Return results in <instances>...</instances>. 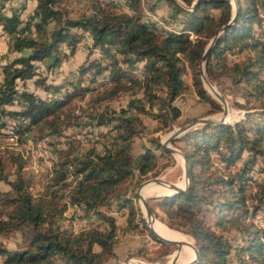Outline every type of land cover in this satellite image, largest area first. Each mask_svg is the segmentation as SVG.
Here are the masks:
<instances>
[{"label":"trees","instance_id":"trees-1","mask_svg":"<svg viewBox=\"0 0 264 264\" xmlns=\"http://www.w3.org/2000/svg\"><path fill=\"white\" fill-rule=\"evenodd\" d=\"M6 1L0 0V35H6L0 54V139L9 133L19 142L63 137L66 148L56 147L57 157L45 173L49 183L36 193L29 190L32 182L21 153L14 147L0 149V180L9 184L0 190V235L18 230L24 240L17 249L0 243V264H101L113 255L119 226L100 206L125 208L126 229L143 225L129 184L155 173V161L149 146L134 157V138L145 128V115L157 120L156 129H168L180 115L173 100L189 86L209 104L207 112L219 110L198 70L212 37L203 73L209 80L227 77L243 99L237 105L244 112L232 122L203 123L173 138L182 141L177 147L189 170L188 186L146 204L167 227L192 239L194 264H264V230L252 219L264 211V15L259 12H264V0H233V14L229 0H164L176 28L144 18L143 4L149 0H121L125 9L119 1L82 0L83 10L76 15L68 13L65 0H35L25 18L17 7L5 9ZM84 32L88 52L95 49L98 56L87 57L76 74L58 84L47 81L44 71L72 53ZM226 52L241 58L227 62ZM188 70L187 83L183 75ZM27 80L51 95L25 87ZM125 92L124 105L110 106ZM85 93V106L77 112L71 100ZM69 126L104 129L80 149L63 132ZM149 141L167 152L158 137ZM212 154L220 167L214 166ZM67 205L75 206L79 216L94 214L97 222L73 230L63 223ZM202 205L213 211L211 223Z\"/></svg>","mask_w":264,"mask_h":264},{"label":"rangeland","instance_id":"rangeland-1","mask_svg":"<svg viewBox=\"0 0 264 264\" xmlns=\"http://www.w3.org/2000/svg\"><path fill=\"white\" fill-rule=\"evenodd\" d=\"M114 1H119V6L122 9L124 8L121 0ZM151 1L152 0H149L143 4L145 13L144 18L147 21H155L159 26L176 28L178 25L176 20L168 16L171 8L167 5V3L164 0H159L156 2L154 7L149 8L148 5L151 3ZM229 2L231 4V10H233L234 1L229 0ZM82 3V0H65V6L68 9V13L70 15H76L79 11H82ZM34 4L35 0H7L5 3V9H7L8 6L17 7L20 11V16L22 18H25L26 15L31 12ZM259 12L264 15V12L261 9L259 10ZM51 26L52 23H49L46 28L50 29ZM262 27L264 28V19L262 21ZM207 42H209V40ZM88 43L89 36L84 32L81 39L76 43L75 49L72 53L67 54V57L62 60L58 66H55L51 70L44 71V73L46 74V80L50 81L51 83L58 84L61 82L63 77H69L76 74L77 66L80 63L86 61L87 57L98 56V53L95 49L91 52H88ZM5 47L6 35H0V54L4 53ZM63 49L65 52H67V48L63 47ZM12 55L13 54L9 53L7 54V57L10 58ZM225 58L227 62H231L240 59L241 54L226 52ZM3 61V59H0V63ZM40 67L43 68V64H40ZM199 69H201V73ZM198 70L201 84L206 94L219 104V110L214 112H207L209 104L206 101L199 99L195 94L193 88L189 86V88L185 92H183L173 100V102L180 109V115L175 120V122L169 126L168 129H156V126L158 125L157 120L149 115L143 116L142 119L145 123V128H143V130L134 138L132 153L134 157L137 158L144 147H151L154 153L155 173L148 172L143 178L140 179L138 183L129 184V189L133 190L135 194L138 184L153 177L161 178L164 181L174 182L179 187H183L185 184L182 158L179 155V152H169L167 150V152H164L158 148H155L150 144L149 139L151 137H158L160 142L164 138H166L172 130L186 123L192 122L193 120L200 117L217 119L221 115V112H223L222 116L223 119L226 120V122H232L242 116L244 110L243 108H240L237 103L242 102L243 99L238 95L237 90L230 83L229 79L224 76H217L210 80L207 79L203 73V62L201 63V65L199 63ZM134 71L138 73L137 69H134ZM190 75V70H188L183 75V79L187 83L190 81ZM18 87L20 88V85H18ZM25 87L32 89L40 96L51 95L47 92L42 91L38 86H34L30 80L26 81ZM216 94L220 95L222 97V100H220L216 96ZM88 95L89 93H85L83 97H75L73 100H71L70 104L74 106L75 111L78 112V107L85 106L84 99ZM128 97V92L122 93L119 97L110 101L109 104L110 106L117 108L120 105H124ZM201 124L203 123H194L177 134V136L175 137H178L183 132L191 128H195L196 126ZM99 129H104V127L85 126L80 128L69 126L65 128L63 132L70 134L71 137L75 138L77 146L80 149H84L93 139L97 138V132ZM6 131L10 132L9 128H7ZM9 135L11 136L3 137L0 139V149L4 146L14 147V149H17L21 153L23 158V170L30 177L32 182V184L29 186V190L32 193H36L40 189H43L47 183H49L48 176L45 173L50 170L52 162L57 157L56 147L66 148V143L63 140L64 138L46 136L36 141H32L28 138L24 142H19L15 140V136L13 134L9 133ZM56 139H58L59 142H56L55 145H53L52 142L54 143L55 141H57ZM171 140L167 143V145L180 151L177 145L181 144L182 141H178L175 139V142H172ZM246 155L247 153L243 152V157H245ZM212 159L214 162V166L220 167L221 163L213 154ZM238 163L239 162H237L236 165H238ZM257 165H259V160H257L254 167H256ZM252 174L257 179L260 177V174L256 171H253ZM8 179H12L11 174L8 176ZM156 188H164V190L153 195V190ZM8 189L9 184L5 181L0 180V190L6 191ZM168 191H170V189H168L166 186L148 183L144 184L138 193L142 197H145L147 203L153 204L155 201L153 200L154 198L159 197L164 193H167ZM131 203L140 211L144 226L138 223V226L135 229H126L124 228L126 212L125 208L118 209L115 204L99 207V209L105 214L112 215L119 226L115 241L112 246L113 255L108 257L101 264H130L133 261L139 264H171L177 249L180 250V256L177 252L178 257L174 264H185L192 258L193 252L190 248V244H193V242L188 235L179 230L170 228L172 231L182 236L183 240L181 244L183 243L185 249L183 248V245L176 246L175 244L167 243L164 241H162L164 242V244L156 241L148 234L146 228H148L147 223H149V219H147V217L145 216L144 208L137 194L135 197L131 198ZM156 211L158 214H160V211L158 209ZM78 213L79 211L75 210V206L67 205L64 211V215L67 217V219H65L63 223L70 226L73 230H78L82 227L93 225L97 222L94 214H90L87 217H82L79 216ZM202 213L205 220L211 223L214 218L211 208L207 205H202ZM151 214L153 217H155L152 227L163 237L177 240L174 236H172L170 232H168L163 227V225L165 224L162 223V221H160L158 217L153 213ZM252 219L256 227L262 228L264 230V211L258 210ZM0 243H2L8 249L21 248L24 245L23 233L15 230L7 233L6 235H0ZM231 263H233L232 259Z\"/></svg>","mask_w":264,"mask_h":264},{"label":"water","instance_id":"water-1","mask_svg":"<svg viewBox=\"0 0 264 264\" xmlns=\"http://www.w3.org/2000/svg\"><path fill=\"white\" fill-rule=\"evenodd\" d=\"M233 12H234V9L232 10V14H233ZM221 28H222V27H221ZM212 40H213V37L210 38L209 42H208L207 45L204 47V50H203V52H202V54H201V56H200V59H199V63H200V65H201V63L203 62V59H204V57H205L206 49L208 48V45L210 44V42H211ZM199 70H200V73H201V69H199ZM216 96H217L220 100H222V97H221L220 95L216 94ZM222 114H223V112H221V115H220L217 119H210V118H207V117H200V118H197V119L193 120L192 122L186 123V124H184V125H182V126L176 128V129L172 130V131L168 134V136H167L166 138H164L162 141H160L161 145H162L167 151H169V152L178 151V152L180 153L181 158H182V165H183V175H184V177H185V184H184L183 187H179V186H177L174 182L163 181V185H165L168 189L171 190L170 192H168V193H164L163 195L172 194V193L177 192V191H184V190L187 188L188 183H189V170H188L187 164H186L185 161H184L183 154H182L179 150H177V149H175V148H173V147L168 146L167 143H168L171 139H173L175 136H177V134H179L180 132H182L183 130H185L187 127H189L190 125H192V124H194V123H197V122H200V123H219V122H226V120L223 119ZM153 180H156V177H153V178H151V179L145 180L144 182L138 184V186H137V188H136V191H135L136 194L138 195L140 201H141V204H142L143 208H144L145 216L147 217V219H149V223L146 222V223H147V226H148V228L150 229L152 235H153L155 238H157V239H159V240H161V241H164V242H167V243H171V244H175L176 246H179V245L181 244V241H179V240H174V239H168V238L163 237L161 234H159V232H157V231H156V230L150 225V217L152 216L151 211H150L149 207H148L147 204H146V199H145V197H142L141 195H139L138 191H139L141 185H143V184H148V182H152ZM152 184H154V185H158V184H156V183H152ZM190 248H191V250H192V252H193V256H192V258H191L187 263H185V264H194L195 259H196L197 250H196L195 246H194L192 243L190 244ZM178 250H179V249L176 250V253H175L174 257H173V260H172L171 264H174L175 261H176V259H177V257H178V254H177Z\"/></svg>","mask_w":264,"mask_h":264},{"label":"bare ground","instance_id":"bare-ground-1","mask_svg":"<svg viewBox=\"0 0 264 264\" xmlns=\"http://www.w3.org/2000/svg\"><path fill=\"white\" fill-rule=\"evenodd\" d=\"M179 155H180V153H179ZM181 156V155H180ZM184 180H185V178H184ZM163 181L164 180H162L161 178H157L156 177V180H153L152 182H148V183H156V184H158V185H162V186H165V185H163ZM144 185V184H143ZM143 185H141V187L143 186ZM141 187H140V189H141ZM139 189V190H140ZM164 190V188L162 189V188H156V189H154L153 190V195L154 194H156V193H158V192H161V191H163ZM165 190H167V189H165ZM171 191V190H170ZM170 191H168V192H170ZM139 192V191H138ZM167 192V193H168ZM155 217H153V216H151L150 217V225L152 226V224H153V220H155L154 219ZM160 223V222H159ZM161 224V223H160ZM163 225V224H162ZM163 227L168 231V232H170L171 234H172V236H174L177 240H179V241H181L182 242V240H183V238H182V236L180 235V234H177V233H175L174 231H172L170 228H168V227H166L165 225H163ZM181 245H183V243L182 244H180L179 246H181ZM183 248H184V245H183ZM185 249V248H184ZM178 253H179V256H180V250H178ZM185 256H187V255H185ZM184 258H186V257H184ZM130 264H139V263H135L134 261L133 262H131Z\"/></svg>","mask_w":264,"mask_h":264}]
</instances>
